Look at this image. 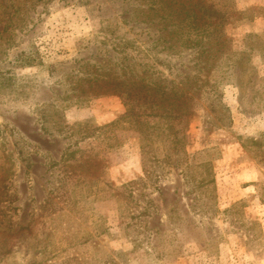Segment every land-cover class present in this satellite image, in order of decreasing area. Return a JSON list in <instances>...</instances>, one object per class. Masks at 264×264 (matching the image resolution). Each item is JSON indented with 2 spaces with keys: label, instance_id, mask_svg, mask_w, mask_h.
<instances>
[{
  "label": "rangeland",
  "instance_id": "rangeland-1",
  "mask_svg": "<svg viewBox=\"0 0 264 264\" xmlns=\"http://www.w3.org/2000/svg\"><path fill=\"white\" fill-rule=\"evenodd\" d=\"M71 1L0 0V264H264V0H214L240 11L225 32L238 54L214 59L185 125L154 119L144 156L99 80L185 93L197 82L171 65L192 62L156 52L154 26L134 40L119 11L134 18L136 0ZM79 156L108 185L80 177Z\"/></svg>",
  "mask_w": 264,
  "mask_h": 264
},
{
  "label": "trees",
  "instance_id": "trees-1",
  "mask_svg": "<svg viewBox=\"0 0 264 264\" xmlns=\"http://www.w3.org/2000/svg\"><path fill=\"white\" fill-rule=\"evenodd\" d=\"M77 1L72 0L71 3ZM222 4H217L214 0H136L130 9L134 18L130 16L128 10L119 11L123 23L133 20L130 28L139 30L138 33L135 32V41L139 40L145 29L154 26L156 33H153L155 38L152 43L162 45L156 52L166 51L171 47L173 51L176 50V54H173L174 60L189 56L187 60L192 62L190 67L185 66L183 60L171 67L177 69L176 76L180 77L178 80L180 84L189 78L188 72L193 74L191 78L197 82L190 90L182 93V85L176 91L173 90L174 86L167 89L165 85H155L150 89L142 83L144 77H139L135 73L120 78L109 76L99 80V86L103 90L95 96L116 94L122 98L125 111L119 117V121L127 122L140 134L143 156L145 153L148 154L146 149L150 146L151 135L158 137L154 119H166L167 122L176 121L177 125L182 123L185 125L189 121L187 119L194 114V107L198 103L193 102L195 98L191 99L192 95L195 97L205 94L208 97L213 92L214 83L211 80L214 76V64H217L214 59H221V56L231 58L238 54L232 50L233 45L225 32L228 26L238 22L236 16L240 11L232 8L229 1ZM146 39L152 37L141 41L146 42ZM212 103L211 100L209 105ZM117 121L97 128L105 129ZM89 135L95 136L93 131ZM170 148L178 152L180 146L175 142ZM82 156H79L78 160L71 158V162L78 161L75 165L79 164L81 168L80 177L84 179L87 175H93L98 178L101 175L102 179L106 178L104 185H108V170L105 165H100L102 160ZM67 157L63 153L60 161L67 163L69 161ZM166 158H169V155ZM70 165L73 164L67 166ZM94 170L99 171L96 173Z\"/></svg>",
  "mask_w": 264,
  "mask_h": 264
},
{
  "label": "crops",
  "instance_id": "crops-1",
  "mask_svg": "<svg viewBox=\"0 0 264 264\" xmlns=\"http://www.w3.org/2000/svg\"><path fill=\"white\" fill-rule=\"evenodd\" d=\"M65 11L66 10L62 11V15H64ZM110 112H111L110 110H107V113H110ZM116 114H114L113 116H111V117H109V118H107L105 120H99V121H101L103 124H107V123L111 122L116 117ZM94 117H97V115H95Z\"/></svg>",
  "mask_w": 264,
  "mask_h": 264
}]
</instances>
